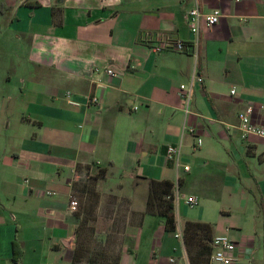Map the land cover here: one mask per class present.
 <instances>
[{
    "label": "crops",
    "instance_id": "crops-1",
    "mask_svg": "<svg viewBox=\"0 0 264 264\" xmlns=\"http://www.w3.org/2000/svg\"><path fill=\"white\" fill-rule=\"evenodd\" d=\"M195 2L221 12L196 50L186 15ZM263 20L264 0H0V264H100L73 262L69 205L85 176H101L98 207L121 224L117 264H190L186 220L227 234L233 264H264V138L237 128L240 113L264 126ZM165 35L185 48L153 52ZM194 71L203 81L185 116L178 88ZM150 179L182 197L174 231L145 211Z\"/></svg>",
    "mask_w": 264,
    "mask_h": 264
},
{
    "label": "built area",
    "instance_id": "built-area-1",
    "mask_svg": "<svg viewBox=\"0 0 264 264\" xmlns=\"http://www.w3.org/2000/svg\"><path fill=\"white\" fill-rule=\"evenodd\" d=\"M196 5L190 9L187 10L186 15L188 19L189 29L190 32L194 35L193 38V47H195V50L197 48V42H198V35L202 28H210L213 25L217 24L220 21L221 18V12L219 9H213L209 12H205L203 10H200L198 7L197 2H195ZM264 24V20H263ZM185 48V43L182 39H180L177 36L172 35H165V36H159L156 40V43L152 44V51L155 53H159L163 50L173 49L177 51H182ZM106 73L110 76H116V72H114L112 69H106ZM203 81V77L200 76L197 72H193L190 77V83L189 84H180L178 88V95L182 98L184 101V113L185 116L192 113L190 110V102L192 98L193 93V85L195 83L200 84ZM231 94L234 93V90L232 89ZM65 98L70 104H76V102L73 99V94L70 91L65 92ZM87 101L90 104H96L99 101V98L97 95H92L87 97ZM239 123L237 125V128L239 130L240 137L242 139H246L251 135L259 136L264 138V126L254 123L251 120L250 114L248 113H240L238 115ZM189 132L193 133L194 129L191 127L188 129ZM202 143V139L200 137L196 138L195 147L200 146ZM178 155H179V145L173 146L169 145L167 147V157L168 158H174L176 164H178ZM184 170H188V166L183 167ZM46 194H54L52 191H46ZM174 203H177L182 197L177 191H174ZM184 203L187 206L193 207L198 204L197 198L194 196H187L183 198ZM78 206V202L74 198H70V210L74 211L76 210ZM180 235V234H177ZM211 244L213 246V251L210 253L209 256V264H233V262L236 260V250L237 245L236 243L230 239V237L227 234H218L215 235L212 238Z\"/></svg>",
    "mask_w": 264,
    "mask_h": 264
},
{
    "label": "rangeland",
    "instance_id": "rangeland-1",
    "mask_svg": "<svg viewBox=\"0 0 264 264\" xmlns=\"http://www.w3.org/2000/svg\"><path fill=\"white\" fill-rule=\"evenodd\" d=\"M12 47L11 41L5 43ZM100 173V172H99ZM103 175V174H101ZM78 177V176H77ZM100 178L101 176H97ZM83 180H75L71 198L78 202L75 212V219L78 221L76 226L77 246L80 248L81 255L101 257L96 260L98 263L114 262L122 241L119 232L121 224H110V211L103 209L100 211L98 178L86 176ZM191 214L197 212L198 206L189 207ZM212 214H217L215 209ZM237 215V212H234Z\"/></svg>",
    "mask_w": 264,
    "mask_h": 264
},
{
    "label": "trees",
    "instance_id": "trees-1",
    "mask_svg": "<svg viewBox=\"0 0 264 264\" xmlns=\"http://www.w3.org/2000/svg\"><path fill=\"white\" fill-rule=\"evenodd\" d=\"M100 173L103 174L104 171L100 170ZM94 178H97V176ZM174 189V183L170 180H149L145 211L162 216L164 218V226L168 231H174L176 229L174 213L175 204L173 197L175 191ZM182 236L185 248L188 252L190 264H208L209 255L211 253V224L201 221L186 220L183 225ZM12 244L15 246V240ZM15 253L17 252L14 251L13 257L17 261L18 257L15 256ZM72 256L74 263H79L84 258L81 255L80 248L78 246L75 247ZM87 262L98 263L97 261L91 259L87 260ZM107 264H117V261L114 260V262Z\"/></svg>",
    "mask_w": 264,
    "mask_h": 264
}]
</instances>
